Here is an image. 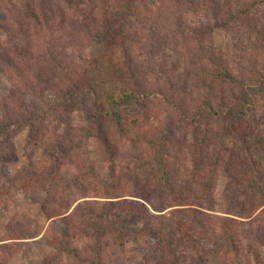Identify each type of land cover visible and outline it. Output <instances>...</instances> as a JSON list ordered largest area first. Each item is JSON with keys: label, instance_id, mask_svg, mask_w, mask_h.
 I'll return each instance as SVG.
<instances>
[{"label": "trees", "instance_id": "1", "mask_svg": "<svg viewBox=\"0 0 264 264\" xmlns=\"http://www.w3.org/2000/svg\"><path fill=\"white\" fill-rule=\"evenodd\" d=\"M148 2L0 0V31L9 37L13 47L12 53L0 42V70L17 80H24L27 70L29 75L32 73L39 78L44 87L42 91L58 93L61 104L49 107L47 114L67 112L81 94L110 85H123L108 91L101 108L98 104L89 108L90 125L87 128H70L66 135H56L49 175L42 172L38 161L25 168L26 176L20 184L27 190L47 193L41 208L51 221L52 233L45 237L46 234L38 230L26 237V232L15 227L12 237L0 244L5 264L11 253L20 248L21 241L43 235L41 239H51V246L54 243L64 245L65 237H71L70 231L74 237L89 238L88 251L67 242L60 249L63 256L66 255L65 263L58 261L63 257H57V264H111L108 258L115 256L112 252L115 253L116 248L123 251L131 239L138 252L153 264H206L199 258L201 249L189 259L182 245L198 246L209 238L218 244L227 239L238 264L244 263L240 235L235 231L236 219L215 217L211 212L216 209L217 179L224 157L229 154L228 171L230 174L236 172L232 185L236 209L227 212L238 218L256 220L257 213L262 210L264 220V136L249 116L255 93L249 86H264V75L257 76L254 82L248 74L251 69L243 67L239 72L234 71L229 59L216 53L214 48L205 49L203 44L199 51L196 47L185 52L180 39V28L183 27L175 23L177 12L167 13L164 3L150 8ZM185 2L191 11L202 8L194 0ZM263 2L247 0L241 13L247 17L256 16L258 4ZM63 3L71 5L77 12L79 6L87 10L96 20L95 32H92L94 39L106 45L94 60L82 65L72 63L70 69L57 57L72 62L63 53L64 42L61 44L62 40H58L56 30L65 33L67 26L75 30L78 24L52 18V14L63 10ZM205 5L206 8L213 6ZM232 16L225 21L226 28L231 26ZM257 25L259 27L260 23ZM146 27L154 34L143 32ZM248 27L252 31L257 29ZM196 30L199 36L204 35L200 41L204 42L207 36V41L211 39L210 26ZM143 34L144 39L139 37ZM20 44L27 53H21ZM44 46L47 47L46 57H36L42 55ZM163 46L180 54L185 52L188 64L184 72L187 71L189 78H199L208 84L209 89L198 97L189 95L183 86L184 73L178 70L179 66L173 73H168L165 70L168 63L150 64L149 59L158 57ZM139 47L144 50L139 51ZM27 55L29 59L25 61L22 56ZM60 71L63 76L57 80ZM23 92H19L20 97L14 91L8 95L9 100L15 102L14 107L26 106L27 95ZM34 96H40L45 103L43 93ZM192 108L199 116L209 110L211 116L201 140L191 145V151L187 152L184 149L188 136L195 132L197 124V119L190 116ZM7 109L10 110H5L7 121L1 133L12 140L11 134L29 121L25 122L20 108ZM30 113L35 115L33 110ZM156 121L164 122L158 125ZM131 130L135 132L134 137L130 136ZM97 132H101L115 157L130 142L128 158L121 161L127 163L126 166L118 164L119 172L105 182L103 192L93 187L102 167L87 152V142ZM228 133L230 138L242 143L244 153L236 148L220 147L223 136ZM68 134H71L69 140H65ZM215 146H219L216 151ZM65 173L70 180L63 177ZM8 175L6 172V179ZM77 191L80 195L75 197ZM239 196L241 200H238ZM63 203H66L64 208ZM84 217L86 222L82 221ZM198 228H201L200 233ZM255 258L260 263L264 260L259 252L255 253ZM0 264L4 263L0 260ZM224 264H230L226 257Z\"/></svg>", "mask_w": 264, "mask_h": 264}, {"label": "rangeland", "instance_id": "2", "mask_svg": "<svg viewBox=\"0 0 264 264\" xmlns=\"http://www.w3.org/2000/svg\"><path fill=\"white\" fill-rule=\"evenodd\" d=\"M184 1L188 2V0H149L148 6L154 8V4L159 6L161 3H164V7L168 8L167 13L173 14L174 11L177 12L174 15L176 19L175 23L183 27L182 30L180 28V39L182 40L181 46L185 52L188 48L194 50L196 47V50L199 51L203 44L205 49L210 51V49L214 48L216 53H222L225 58L229 59L234 71L239 72L243 67L251 69L252 71L248 74L251 78H254V82L257 81V76L264 75V2L262 5L258 4L256 16L247 17L241 13L242 6L247 3V0H194V2H199L202 6V8L195 11L188 9L187 5H185L187 3H184ZM259 1L262 2L264 0ZM205 3L209 6L213 4V6L206 8V5L203 6ZM62 8L63 10L60 9L55 14H52V18L59 22L68 21L70 23L76 22V25L78 24L75 30L67 26L65 33L62 30H56L57 34L55 33L56 37L60 38L58 40H62L60 41L61 44L64 42L63 53L65 52L72 62H67L64 58L56 56L59 58V61L63 62L70 69L74 65L72 63L82 65L94 60L106 49V45L102 41L94 39L92 32L95 30L94 22L96 20L92 18V15L87 10L79 6L80 11L77 12L71 5L67 6L66 3H63ZM231 14H233L232 19H230L231 26L226 28L225 21L229 19ZM258 23H260L259 27ZM203 26H210L212 28V32L209 33L211 34V39L207 41V36L204 42L200 41L203 40L204 35L202 34V37L199 36V32L196 30V28H202ZM248 26H255L257 29L252 31ZM142 30L147 34H154L149 27ZM257 31L259 33H256ZM144 36V34L139 35L142 39H144ZM0 42L7 45L13 53L9 37L2 31H0ZM47 43L46 45L49 46ZM161 48L163 52L157 53L158 57H155L153 60L149 59L150 64L154 65L156 62L160 64L168 63L167 68L165 67L168 73H173L175 68L177 69L179 66L178 70L184 73L185 80L183 86L186 87L189 95L192 93L194 97H198L202 92L209 89L208 84L202 82L199 78H189L187 71L184 72L188 64L185 52L182 51V54H180L173 49L171 50L170 47L165 48L163 46ZM138 49L139 51L144 50L142 47ZM20 50L21 53H27V49L22 44H20ZM62 50H59V52ZM46 53L47 47L44 46L42 55L36 57L44 58L46 57ZM22 57L25 61L29 59L28 55ZM63 57L65 56L63 55ZM2 71L4 70H0V244L5 243V239L12 237V229L17 226L26 232V237L35 234L38 230H42L43 235L46 234L45 237H50L49 232L52 233L51 221H48L41 208L43 202L46 200L47 193L45 191L22 188L20 180L26 176L27 170L25 168L31 162L38 161L43 168L42 172H46L49 175L52 172V162L50 161L52 157L50 155L55 151L53 143H56V135H66L70 128H87L90 125L89 108L94 104H98L99 108H101L102 101L108 91H114L123 86L110 85L104 89L100 88L95 92L81 94L77 96V101L73 102L74 107H69L67 112H63L64 115L57 111L47 114L49 107L61 104L62 101L58 93L42 91L44 87L40 85L39 78L37 77L36 79V75L32 73L29 75L30 72L28 73L27 70L24 80L12 78ZM62 76L63 73L60 71L57 80ZM155 76L156 74L154 73ZM158 76L161 77L159 74ZM249 90L255 91L253 106L249 109V116L254 122L253 124L257 128V131L264 136V86L259 84L256 88L249 86ZM11 91H14L18 97H20V93L22 92L26 94V100L24 97H21V99L26 101V106H22L21 104V107H14L16 106L15 102L8 98ZM36 93H43L45 103L40 96H34ZM6 100L9 102L5 104ZM9 107L20 108L25 122L29 121L11 134L12 140H8L1 133L7 121L5 110H10L7 109ZM30 110H33L35 115H32ZM193 110L196 109L192 108L190 116L193 119H197V124L195 132H190L188 136L187 145H185L184 149L187 152L191 151V145L201 140L211 116L209 115V110H206L205 114L200 116L198 115V111ZM30 115L31 117H29ZM38 115H41V117ZM65 115L69 118L68 121ZM161 122L163 123L164 121H156L158 125ZM30 123L32 125H29ZM229 134L223 136L220 147L222 145L232 147L238 149L240 153H244L245 149H241L242 143L230 138ZM70 135L68 134L65 140H69ZM130 136H135L133 130L130 131ZM128 143L130 144L129 141ZM128 143L127 147L122 148V153L118 157H115L110 152L108 142L103 138L101 132H97L95 137L88 140L87 152L89 156L102 167V169H99L101 173L97 175L95 185L93 186L99 192H103L102 190H104L106 185L105 182L110 181L111 175L119 172L118 164L121 163L126 166L127 163L125 164L121 161L123 158H128L130 147ZM217 148L219 146H215V151ZM229 156V154H226L224 157L221 172L217 179L216 209L211 214L215 217L236 219L234 225L235 231L240 235L243 264H264V260L260 263L255 258L256 252L261 253L264 257V220L262 210L257 213L256 220L238 218L227 212L231 208L236 209V202L233 201L234 192H232L236 172L235 174H230L228 171L227 166H229L231 161ZM108 160L111 163H108ZM6 172L9 174L8 179L5 178ZM67 174H63V177L66 180H70ZM79 195L80 193L77 191L75 197ZM238 200H241L240 196ZM65 204L63 203V208ZM82 221L86 222V217ZM198 232H201V228H198ZM70 233L71 239L65 237V244L67 242L72 243L75 247L88 251L87 246L91 242L89 238L81 239L78 236L74 237L71 231ZM43 235L37 239L21 241L18 244L20 248L11 253L7 264H57L55 263L57 262V257H63V259L61 258L58 261L65 263L66 255L64 257L62 252H60V249L65 244L59 245L54 243L51 246V239H41ZM182 248L185 249L189 259L196 256L197 250L201 249L199 258H202L206 264H224L225 257L230 264H238L236 254L231 249L227 239L222 244H218L217 241L209 238L198 246L188 243V245H182ZM116 249L115 253L111 251L115 255H113L115 258L109 255L111 259H108L109 261L111 260V264H153L138 252L137 245L132 239L127 243L123 251L119 248ZM53 258L54 262L51 263ZM0 260L5 264V254H0Z\"/></svg>", "mask_w": 264, "mask_h": 264}]
</instances>
